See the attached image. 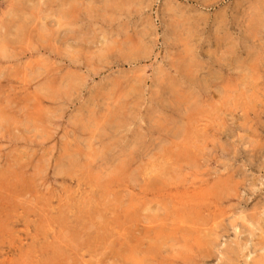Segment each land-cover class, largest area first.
<instances>
[{
  "label": "rangeland",
  "instance_id": "1",
  "mask_svg": "<svg viewBox=\"0 0 264 264\" xmlns=\"http://www.w3.org/2000/svg\"><path fill=\"white\" fill-rule=\"evenodd\" d=\"M0 205V264H264V0H0Z\"/></svg>",
  "mask_w": 264,
  "mask_h": 264
},
{
  "label": "bare ground",
  "instance_id": "2",
  "mask_svg": "<svg viewBox=\"0 0 264 264\" xmlns=\"http://www.w3.org/2000/svg\"><path fill=\"white\" fill-rule=\"evenodd\" d=\"M183 68H184V67H183ZM192 78H193V77H192ZM199 105H200V104H199ZM74 159H75V158H74ZM74 159H72V160H74ZM72 160H70V161H71V164H70L71 166L73 165V164H72V163H73ZM75 162H76V161H75ZM77 162H78V161H77ZM74 164H75V163H74ZM62 166H63V165H62ZM71 166H70V167H71ZM75 166H77V165H75ZM63 167H64V166H63ZM70 167H69V168H70ZM72 167H74V166H72ZM77 167H78V166H77ZM67 168H68V167H67ZM71 169H72V168H71ZM19 177H20V176H19ZM19 177H18V178H19ZM98 185H99V184H98ZM104 185H105V184H104ZM108 185H109V184H108ZM193 185H194V184H193ZM205 190H206V189H205ZM192 204H193V203H192ZM0 206H1V205H0ZM65 206H66V205H65ZM98 206H99V205H98ZM72 208H73V207H72ZM72 208H70V209H72ZM51 209H52V208H51ZM55 209H56V208H55ZM68 209H69V207H68ZM74 209H75V208H74ZM67 211H68V210H67ZM58 213H59V212H58ZM58 213H57V214H58ZM60 214H61V213H60ZM62 214H63V213H62ZM65 215H66V214H65ZM51 217H52V216H51ZM57 217L59 218V217H61V216H57ZM65 217H67V216H65ZM72 217H75V216H72ZM58 218H57V219H58ZM61 218H62V217H61ZM49 219H50V218H49ZM64 219H65V218H64ZM68 219H70V218H68ZM77 219H78V218H77ZM52 220H53V219H52ZM75 220H76V219H75ZM187 220H188V219H187ZM61 221H62V220H61ZM65 222H66V221H65ZM53 223H54V222H53ZM59 223H60V222H59ZM76 223H77V222H76ZM79 223H81V222H79ZM50 224H51V223H50ZM63 224H65V223L63 222ZM67 224H69V222H68ZM67 224H65V225L67 226ZM52 225H53V224H52ZM72 225H73V224H72ZM78 225H79V224H78ZM131 225H132V224H131ZM220 226H222V225H220ZM74 227H75V226H74ZM69 229H70V228H69ZM177 230H178V229H177ZM72 231H73V229H72ZM15 234H17V233H15ZM55 235H56V234H55ZM50 236H51V235H50ZM61 236H62V235H61ZM122 236H123V235H122ZM11 237H14V236H11ZM11 237H10V238H11ZM56 237H57V236H56ZM123 237H124V236H123ZM17 238H18V236H17ZM63 238H65V237L63 236ZM72 238H73V237H72ZM76 239H77V238H76ZM4 240H5V239H4ZM58 240H59V239H58ZM62 240H63V242L66 241V240L64 241V239H62ZM68 241H69V238H68ZM158 241H159V240H158ZM3 242H4V241H3ZM6 242H7V241H6ZM22 242H24V241H22ZM58 242H59V241H58ZM60 242H61V240H60ZM60 242H59V243H60ZM35 243H36V242H35ZM61 244H62V243H61ZM61 244H59V245H61ZM140 244H141V243H140ZM0 245H1V244H0ZM59 245H58V246H59ZM65 245H66V244H65ZM65 245H64V246H65ZM53 246H54V245H53ZM56 246H57V243H56ZM128 246H129V245H128ZM136 246H137V245H135V247H136ZM138 246H140V245H138ZM258 246H259V245H258ZM80 247H82V246H80ZM83 247H84V246H83ZM83 247H82V248H83ZM133 247H134V246H133ZM10 248H11V247H10ZM59 248H61V247H59ZM62 248H63V246H62ZM62 248H61V249H62ZM65 248H67V250H68V247H65ZM65 248H64V249H65ZM13 249H14V248H13ZM40 249H41V248H40ZM61 249H60V251H61ZM129 249L131 250L132 248L129 247ZM65 250H66V249H65ZM132 250H133V249H132ZM6 251H7V250H6ZM11 251H12V250H11ZM15 251H16V250H15ZM136 251H138V247H137V250H136ZM136 251H135V252H136ZM4 252H5V251H4ZM27 252H28V251H27ZM54 252H56V251H54ZM70 252H71V251H70ZM83 252H85V251H83ZM129 252H131V251H129ZM138 252H139V251H138ZM138 252H137V253H138ZM19 253H20V252H19ZM20 254H22V253H20ZM20 254H19V255H20ZM50 254H51V253H50ZM55 254L57 255V254H59V252H57V253H55ZM65 254H66V252H65ZM65 254H64V255H65ZM70 254H71V253H70ZM6 255H7V253H6ZM24 255H26V253H25ZM139 255H140V254H139ZM9 256H10V254H9ZM15 256H16V255H15ZM21 256H23V254L20 255V257H21ZM154 256H155V254H154ZM54 257H56V256H54ZM65 257H66V256H65ZM24 258H25V257H24ZM131 258H132V257H131ZM8 259H9V258H8ZM26 259H27V258H26ZM29 259H30V258H29ZM3 260H6V257H5V259H3ZM189 260H190V259H189ZM18 261H19V260H18ZM20 261H21V260H20ZM163 261H164V260H163ZM2 262H3V261H2ZM7 262H8V260H7ZM10 263H11V262H10ZM11 264H12V263H11ZM23 264H24V263H23ZM33 264H34V263H33ZM257 264H260V263H257Z\"/></svg>",
  "mask_w": 264,
  "mask_h": 264
}]
</instances>
